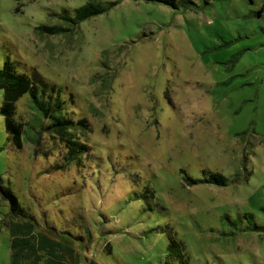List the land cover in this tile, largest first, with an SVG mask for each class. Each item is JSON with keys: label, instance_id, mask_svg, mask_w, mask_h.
<instances>
[{"label": "rangeland", "instance_id": "rangeland-1", "mask_svg": "<svg viewBox=\"0 0 264 264\" xmlns=\"http://www.w3.org/2000/svg\"><path fill=\"white\" fill-rule=\"evenodd\" d=\"M85 1L0 0V68L59 95L80 144L50 135L29 93L15 144L0 89V264L10 196L78 264H264V17L249 0H119L38 29Z\"/></svg>", "mask_w": 264, "mask_h": 264}, {"label": "trees", "instance_id": "trees-1", "mask_svg": "<svg viewBox=\"0 0 264 264\" xmlns=\"http://www.w3.org/2000/svg\"><path fill=\"white\" fill-rule=\"evenodd\" d=\"M119 0H87L77 7L73 12L65 9L55 15L65 22L64 26L40 25L38 29L47 34L69 31L79 23L89 17L101 14L115 6ZM137 1V0H135ZM159 2L178 9L180 5L187 6L194 4L193 0H145ZM262 9L256 11L260 14ZM0 89L3 91V101L1 106L2 114L5 117V127L10 140L19 145L22 137V122L14 119L15 101L23 94L29 93L33 106L38 110L40 116L49 119V123L44 125L45 130L50 135L57 137L69 150L79 147L80 144L73 139V121L63 115L60 96L54 99L40 95L35 83L23 73L16 72L10 61H5L0 68ZM84 120L78 123L83 124ZM21 132V133H20ZM72 137V138H71ZM76 145V146H75ZM82 146V145H81ZM190 180V179H189ZM204 182L226 184V178L220 173H211L208 178L200 179ZM195 181V180H190ZM11 197V211L6 225L10 235V262L9 264H78V256L73 248L64 242V238L57 239L53 231L49 228H41L35 218L17 206L16 200ZM91 264H95L91 262Z\"/></svg>", "mask_w": 264, "mask_h": 264}, {"label": "crops", "instance_id": "crops-1", "mask_svg": "<svg viewBox=\"0 0 264 264\" xmlns=\"http://www.w3.org/2000/svg\"><path fill=\"white\" fill-rule=\"evenodd\" d=\"M251 5H254L258 10L262 9V12L259 15V17H264V0H249ZM253 10H250L252 12Z\"/></svg>", "mask_w": 264, "mask_h": 264}]
</instances>
